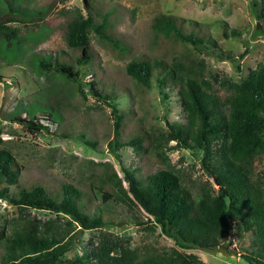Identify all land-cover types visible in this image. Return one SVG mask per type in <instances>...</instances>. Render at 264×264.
<instances>
[{"label":"rangeland","instance_id":"1","mask_svg":"<svg viewBox=\"0 0 264 264\" xmlns=\"http://www.w3.org/2000/svg\"><path fill=\"white\" fill-rule=\"evenodd\" d=\"M87 2L88 7L83 0H0V22H7V33L15 32L7 38L0 34V148L13 155L19 170L18 179L23 185L39 178L55 185L93 186L97 194L94 203L98 204L107 223L92 230L76 229L67 257L87 251L89 240L101 233L129 238L130 247L142 252L171 247L173 242L158 234V228L154 231L146 228L149 216L141 208H128L111 198L103 199L104 191L98 187L99 182L89 177L90 172L104 169L100 163L106 162L119 176H122V166L135 168V175L140 179L171 166L190 187L205 181L213 184L200 167V154L173 147L174 140L168 142L167 158L163 159L124 144L137 130L151 133L153 129L166 128L167 121H184L177 85L172 80L161 85L153 74L149 86L142 87L126 75L124 66L134 57L169 60L175 54L190 51L197 59L204 60L207 75L220 73L239 80L264 59V22L257 18L251 0ZM111 8L116 12L107 19L105 31L129 50L121 54L91 31V58L86 64H79L76 60L79 51L68 47L64 39L66 22L76 11L84 15L89 11L97 23L102 13ZM161 13L189 23L183 24L184 30L194 27L202 43L198 47L189 43L183 47L176 41H167L157 46L151 25ZM231 28L239 34L225 38L223 31L229 33ZM67 63H71L76 72V80L47 68L51 64L54 67ZM92 80L100 82L97 84L108 91L123 115L117 131L121 143L115 154L109 146L115 138L111 107L86 92ZM78 89H83V93ZM34 117L42 118L41 123L48 129L31 131L14 119ZM88 140L95 144H87ZM253 177L264 179V153L253 158ZM123 185L126 187V183ZM212 186L216 191L217 186ZM27 213L44 219L54 217L51 212L35 209H28ZM17 215V208L0 198V239L5 229H9V220ZM223 243H227V249L236 256L211 254L201 248L186 252L195 253L206 264H248L239 257L249 250L250 243V236L241 227Z\"/></svg>","mask_w":264,"mask_h":264},{"label":"trees","instance_id":"2","mask_svg":"<svg viewBox=\"0 0 264 264\" xmlns=\"http://www.w3.org/2000/svg\"><path fill=\"white\" fill-rule=\"evenodd\" d=\"M251 7L264 22V0H251ZM115 12L114 8L103 12L96 23L89 11L85 15L76 11L66 22L64 39L68 47L79 51L76 58L79 64H86L91 58V31L119 53L129 50L105 31L107 19ZM6 23L0 22V34L7 38L15 32L7 33ZM183 24L189 23L170 14L156 16L151 25L153 42L157 46L176 41L183 47L188 43L198 47L203 39L194 27L184 30ZM222 34L228 38L239 32L231 28L229 33ZM52 66L47 68L76 80L71 63ZM124 71L142 87L149 86L153 74L161 85L172 80L177 85L184 119L167 121L166 128L153 129L151 133L137 130L124 144L163 159L167 158L168 142L174 140L173 147L200 154V167L217 190L208 181L190 187L171 166L140 179L135 168L122 166L119 176L111 165L100 163L104 169L90 172L89 177L99 182L103 199L111 198L128 208H141L149 216L146 228L153 231L158 228V234L169 238L173 245L142 252L130 247L129 238L101 233L89 240L87 251L67 257L77 230H92L107 223L94 203L97 194L93 186L55 185L39 178L23 185L13 155L0 148V198L18 210L0 239V264H206L186 250L218 247L230 236V230L234 232L239 227L250 236L249 250L239 257L248 264H264V179L253 177V158L264 153V59L239 80L220 73L207 75L204 60L190 51L175 54L169 60L134 57L125 64ZM97 83L100 82L88 83L86 92L111 107L115 138L109 146L115 154L121 143L117 131L123 115L108 91ZM14 119L31 131L48 129L40 117ZM28 209L51 212L54 217L30 216Z\"/></svg>","mask_w":264,"mask_h":264},{"label":"water","instance_id":"3","mask_svg":"<svg viewBox=\"0 0 264 264\" xmlns=\"http://www.w3.org/2000/svg\"><path fill=\"white\" fill-rule=\"evenodd\" d=\"M83 1H84L85 7H88L89 4H88L87 0H83ZM229 234L230 235L232 234V230L229 231ZM201 249H203V250H205L211 254L221 253L224 255L236 256V253L234 251L227 250V243H223V244L219 245L218 247H214V248L202 246Z\"/></svg>","mask_w":264,"mask_h":264}]
</instances>
